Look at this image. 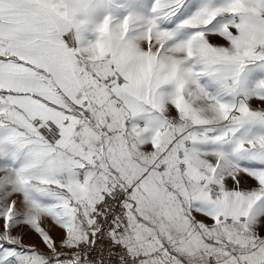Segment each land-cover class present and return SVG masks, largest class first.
Here are the masks:
<instances>
[{
	"label": "snow or ice",
	"instance_id": "6c2138e0",
	"mask_svg": "<svg viewBox=\"0 0 264 264\" xmlns=\"http://www.w3.org/2000/svg\"><path fill=\"white\" fill-rule=\"evenodd\" d=\"M0 264H264V0H0Z\"/></svg>",
	"mask_w": 264,
	"mask_h": 264
},
{
	"label": "rangeland",
	"instance_id": "374dc122",
	"mask_svg": "<svg viewBox=\"0 0 264 264\" xmlns=\"http://www.w3.org/2000/svg\"><path fill=\"white\" fill-rule=\"evenodd\" d=\"M118 3H124V2H128V0H117ZM133 2L135 3H143V2H147V0H133ZM253 108H259L260 107V104L258 103V105H252ZM31 239H35L34 237L31 238ZM46 251V249H45Z\"/></svg>",
	"mask_w": 264,
	"mask_h": 264
},
{
	"label": "crops",
	"instance_id": "0c3cea01",
	"mask_svg": "<svg viewBox=\"0 0 264 264\" xmlns=\"http://www.w3.org/2000/svg\"><path fill=\"white\" fill-rule=\"evenodd\" d=\"M257 76H259V73H257L256 74ZM258 103H259V101L257 100V101H253L252 102V105L254 104V105H258ZM260 104V103H259ZM209 223H211V221H208Z\"/></svg>",
	"mask_w": 264,
	"mask_h": 264
}]
</instances>
